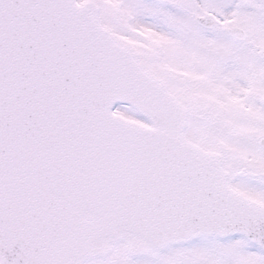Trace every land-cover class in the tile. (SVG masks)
I'll list each match as a JSON object with an SVG mask.
<instances>
[{
	"label": "snow or ice",
	"instance_id": "1",
	"mask_svg": "<svg viewBox=\"0 0 264 264\" xmlns=\"http://www.w3.org/2000/svg\"><path fill=\"white\" fill-rule=\"evenodd\" d=\"M0 264H264V0H0Z\"/></svg>",
	"mask_w": 264,
	"mask_h": 264
}]
</instances>
